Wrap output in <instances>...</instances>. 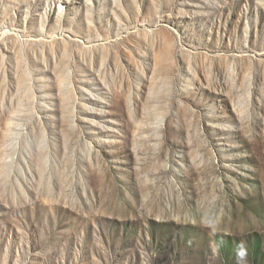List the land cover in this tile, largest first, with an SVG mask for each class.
Instances as JSON below:
<instances>
[{
    "label": "rangeland",
    "instance_id": "obj_1",
    "mask_svg": "<svg viewBox=\"0 0 264 264\" xmlns=\"http://www.w3.org/2000/svg\"><path fill=\"white\" fill-rule=\"evenodd\" d=\"M241 240L264 264V0H0V264Z\"/></svg>",
    "mask_w": 264,
    "mask_h": 264
},
{
    "label": "clouds",
    "instance_id": "obj_2",
    "mask_svg": "<svg viewBox=\"0 0 264 264\" xmlns=\"http://www.w3.org/2000/svg\"><path fill=\"white\" fill-rule=\"evenodd\" d=\"M222 241L217 244L215 251L219 253ZM236 264H249V250L246 241L241 240L235 245Z\"/></svg>",
    "mask_w": 264,
    "mask_h": 264
}]
</instances>
